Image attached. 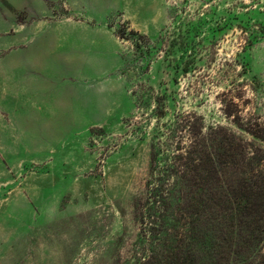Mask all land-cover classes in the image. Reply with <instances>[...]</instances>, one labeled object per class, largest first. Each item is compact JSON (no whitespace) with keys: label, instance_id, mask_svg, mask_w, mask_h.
Here are the masks:
<instances>
[{"label":"rangeland","instance_id":"rangeland-1","mask_svg":"<svg viewBox=\"0 0 264 264\" xmlns=\"http://www.w3.org/2000/svg\"><path fill=\"white\" fill-rule=\"evenodd\" d=\"M205 135L264 203V0H0V264H143L151 145ZM241 234L200 263L260 264Z\"/></svg>","mask_w":264,"mask_h":264},{"label":"trees","instance_id":"trees-1","mask_svg":"<svg viewBox=\"0 0 264 264\" xmlns=\"http://www.w3.org/2000/svg\"><path fill=\"white\" fill-rule=\"evenodd\" d=\"M202 138L199 142L190 140L188 147H177L178 153L164 159L162 167H158L160 150L156 143L151 145L150 179L144 193L148 214L143 211L141 200L135 202L141 220L144 216L150 218L147 228H143L150 246L143 264H201L202 255L214 258L205 248L208 239L215 237L219 243L214 251L222 250L231 227H237L238 237L245 228L255 237L258 232L264 234L262 182L249 178L231 185L221 144L206 135ZM194 201L199 207L191 212ZM195 210L197 217L193 218ZM246 218L256 223V233L247 225L244 228ZM196 226L203 242H195ZM258 256L260 264H264V252Z\"/></svg>","mask_w":264,"mask_h":264},{"label":"crops","instance_id":"crops-1","mask_svg":"<svg viewBox=\"0 0 264 264\" xmlns=\"http://www.w3.org/2000/svg\"><path fill=\"white\" fill-rule=\"evenodd\" d=\"M12 93L14 94V100L16 103L23 104L26 101H31V98L26 89H17L15 92Z\"/></svg>","mask_w":264,"mask_h":264}]
</instances>
